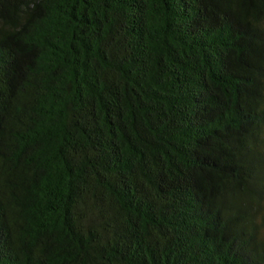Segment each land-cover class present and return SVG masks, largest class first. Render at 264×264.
<instances>
[{"label":"trees","instance_id":"16d2710c","mask_svg":"<svg viewBox=\"0 0 264 264\" xmlns=\"http://www.w3.org/2000/svg\"><path fill=\"white\" fill-rule=\"evenodd\" d=\"M0 264H264V0H0Z\"/></svg>","mask_w":264,"mask_h":264}]
</instances>
